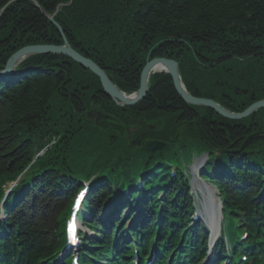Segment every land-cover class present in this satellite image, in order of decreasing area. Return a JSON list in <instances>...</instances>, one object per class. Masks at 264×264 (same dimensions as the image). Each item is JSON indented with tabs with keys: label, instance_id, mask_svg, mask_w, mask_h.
Listing matches in <instances>:
<instances>
[{
	"label": "trees",
	"instance_id": "obj_1",
	"mask_svg": "<svg viewBox=\"0 0 264 264\" xmlns=\"http://www.w3.org/2000/svg\"><path fill=\"white\" fill-rule=\"evenodd\" d=\"M9 1L0 0V8L6 5L0 13V69L24 45L63 43L57 26L30 0ZM36 2L47 13L61 10L53 19L70 46L94 60L126 93L138 88L148 58L166 56L176 60L192 95L237 112L264 98V0ZM18 67L39 71L28 78L26 73L17 75L8 85L0 80V197L6 181L47 146L32 163L30 176L5 203L7 218L0 222V244L7 254L13 247L8 243H19L18 264H53L64 238L65 204L78 184L77 172L101 177L84 200L91 221L83 222L102 241L83 239L100 247L82 246L81 260L117 264L115 228L104 233L98 217L111 196H120L125 183L133 185L131 173L137 164L144 170L153 167L144 174L140 192V206L149 220L128 232L144 237L145 243L156 236L158 250L180 235L193 247L201 240L203 250L202 239L188 225L192 206L187 181L178 171L170 177L163 163L164 158L191 151L207 153L200 176L217 186L228 217L244 222L252 249L264 253V135L248 137L264 130V108L240 120L224 118L209 107L183 102L164 72L150 75L148 92L138 104L118 106L93 73L65 56L39 53ZM92 107L113 119H86ZM136 125L144 129V140L165 141L166 146L155 153L130 147L124 130ZM176 134L178 141L173 143ZM211 170L214 176H209ZM158 191H164L161 200L156 198ZM129 198L123 197L127 203L133 196ZM118 214L121 219L123 212ZM127 240L123 233L116 244L125 247Z\"/></svg>",
	"mask_w": 264,
	"mask_h": 264
},
{
	"label": "water",
	"instance_id": "obj_2",
	"mask_svg": "<svg viewBox=\"0 0 264 264\" xmlns=\"http://www.w3.org/2000/svg\"><path fill=\"white\" fill-rule=\"evenodd\" d=\"M32 3L40 10V12L46 16L52 23L56 22L53 19V16L57 12H61V10L57 9L54 13L50 14L44 11L41 6L36 2V0H31ZM3 9V8H2ZM1 9V10H2ZM57 25V24H56ZM60 29V28H59ZM60 33L62 35L63 43L62 44H29L22 46L15 50L5 62L4 67L0 70V77L15 74L18 70H14L17 62L25 59L27 56L35 53H46V54H56L68 57L69 59L77 62L82 67L91 71L94 75H96L100 81L101 88L110 97L116 105L118 106H126L131 107L138 104L142 101L148 91V82L149 76L153 69L157 67V65H162V69L164 72L168 73L171 77L173 87L178 94V96L188 105L194 106H205L213 109L218 115L230 119V120H240L248 117L250 114L254 113L257 109L264 107V98L259 99L257 101L252 102L247 107H245L242 111H231L218 102L214 101L208 97H198L192 95L184 86L181 81L178 64L177 62L169 57H153L146 61L143 67L140 70L139 75V86L136 91L131 94H127L121 89H119L116 84L108 77L105 70L101 68L95 61L91 58L84 56L74 50L67 42L62 29H60ZM159 72L158 71H153ZM86 117L89 120H93L94 122H98L104 119H113L109 114L104 113L101 109L91 108L86 111ZM258 134L264 135V130L256 131L249 135L248 137L256 136ZM175 140H177V134L175 135ZM131 146L140 147L142 150L149 151L151 153L161 150L165 142L159 141L157 139H148L144 142H141L140 139H133L130 141Z\"/></svg>",
	"mask_w": 264,
	"mask_h": 264
},
{
	"label": "bare ground",
	"instance_id": "obj_3",
	"mask_svg": "<svg viewBox=\"0 0 264 264\" xmlns=\"http://www.w3.org/2000/svg\"><path fill=\"white\" fill-rule=\"evenodd\" d=\"M33 55V54H32ZM62 56V55H59ZM28 58V56L26 57ZM68 58V57H67ZM69 59V58H68ZM71 60V59H70ZM73 61V60H72ZM20 62V60L17 62V64ZM75 62V61H74ZM77 63V62H76ZM78 64V63H77ZM80 65V64H79ZM81 66V65H80ZM162 65H157V67L155 69L152 70L153 71H163L162 69ZM82 67V66H81ZM179 71V69H178ZM151 72V74H152ZM150 74V75H151ZM257 101V100H256ZM264 108V107H261ZM243 148V145L240 147V149ZM248 157V156H247ZM180 158L183 161H186L187 158V154H183L180 156ZM250 158V157H248ZM203 157H200L197 161L196 164L194 166V168H196L198 166V164H200L202 162ZM251 160V159H249ZM252 161V160H251ZM196 185V187H198V189H200L203 192V195L201 196L198 192H196L194 195L201 200L202 198H204L203 200V204H204V208L201 211L203 213L204 216H206V218L208 219V224L210 226V228L212 229V232L215 234L216 232H218L219 230L223 229L226 226V223L222 222V214H221V210H220V203L218 201V199L213 195V191L211 188L205 187L204 184L202 182L199 181L194 183ZM209 185V184H208ZM211 186V185H210ZM212 187V186H211ZM9 190H13V188L11 187ZM8 190V191H9ZM2 193H7L6 190H3ZM10 195V194H9ZM8 195V196H9ZM7 196V197H8ZM6 197V198H7ZM4 198L1 204V210H0V221L3 220L4 216L6 215L5 212V202L8 201L9 198ZM6 199V200H5ZM5 200V201H4Z\"/></svg>",
	"mask_w": 264,
	"mask_h": 264
},
{
	"label": "rangeland",
	"instance_id": "obj_4",
	"mask_svg": "<svg viewBox=\"0 0 264 264\" xmlns=\"http://www.w3.org/2000/svg\"><path fill=\"white\" fill-rule=\"evenodd\" d=\"M196 161H197V159H196L195 162L192 164L191 169H190L189 171L192 172V170H194V172H196V170H199V169L201 168V165L205 162V158H203V159H202V162H201L200 164H198V166H197L196 168L193 169V165H195ZM196 182H197V181H196L195 179H194V180H193V178L190 179V185H191L193 188L196 187V185L194 184V183H196ZM198 183H199V182H198ZM203 184H204L205 187L211 188L212 191H213V195L216 196V192H215V190L213 189V187L209 186L207 183H204V182H203ZM197 188H198V187H197ZM106 206L109 207V204L105 205V208L107 209ZM80 228L83 229V230H85L84 227H80ZM88 235H89V237H90V236H92V235H94V234H93V232H89Z\"/></svg>",
	"mask_w": 264,
	"mask_h": 264
},
{
	"label": "snow or ice",
	"instance_id": "obj_5",
	"mask_svg": "<svg viewBox=\"0 0 264 264\" xmlns=\"http://www.w3.org/2000/svg\"><path fill=\"white\" fill-rule=\"evenodd\" d=\"M82 196H83V193H81L80 196L77 197V203L79 202V199H80V197H82Z\"/></svg>",
	"mask_w": 264,
	"mask_h": 264
}]
</instances>
